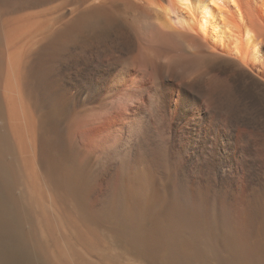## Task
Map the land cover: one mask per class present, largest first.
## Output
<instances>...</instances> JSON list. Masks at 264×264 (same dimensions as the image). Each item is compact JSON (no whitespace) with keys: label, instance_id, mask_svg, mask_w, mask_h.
<instances>
[{"label":"bare ground","instance_id":"obj_1","mask_svg":"<svg viewBox=\"0 0 264 264\" xmlns=\"http://www.w3.org/2000/svg\"><path fill=\"white\" fill-rule=\"evenodd\" d=\"M240 76L264 0H0V264H264Z\"/></svg>","mask_w":264,"mask_h":264},{"label":"rangeland","instance_id":"obj_2","mask_svg":"<svg viewBox=\"0 0 264 264\" xmlns=\"http://www.w3.org/2000/svg\"><path fill=\"white\" fill-rule=\"evenodd\" d=\"M215 67L219 68V69H229L231 72H238L239 73V71H238V69L236 67H233V66L225 64V63H218V64L215 65ZM240 82H241L240 83V88L241 89L247 90V91H252L253 90L254 94H256L257 96L260 95L259 97H261L264 100L263 95H261V93H259L260 90H261L262 94H263L264 91H263L262 87L254 86L252 81L243 79L242 77L240 78ZM256 119H260V117L259 118L256 117Z\"/></svg>","mask_w":264,"mask_h":264}]
</instances>
